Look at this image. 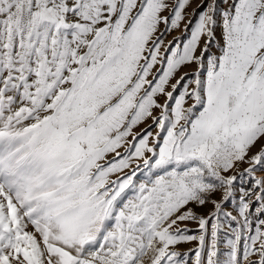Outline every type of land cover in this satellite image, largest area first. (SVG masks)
<instances>
[{"label": "snow or ice", "instance_id": "snow-or-ice-1", "mask_svg": "<svg viewBox=\"0 0 264 264\" xmlns=\"http://www.w3.org/2000/svg\"><path fill=\"white\" fill-rule=\"evenodd\" d=\"M190 3L0 0V264H264V0Z\"/></svg>", "mask_w": 264, "mask_h": 264}, {"label": "rangeland", "instance_id": "rangeland-1", "mask_svg": "<svg viewBox=\"0 0 264 264\" xmlns=\"http://www.w3.org/2000/svg\"><path fill=\"white\" fill-rule=\"evenodd\" d=\"M200 1L201 0H191V3L189 4V6L185 9L183 22H185V21H186V23L188 22L189 18L187 19V17L190 16L189 14L192 11V9L194 7H196L198 4H200ZM165 14H167V13H165ZM168 37H169V35L166 36V40H167ZM166 40H165V43H166ZM155 113H157L156 110H154L153 115H155ZM151 123H152V121L149 119L148 121H146L145 123H143L139 127H137L135 129V131L139 132L141 130V128H145L148 124H151ZM139 128H140V130H138ZM153 132H155V128H153ZM129 139H131V137H129ZM120 151H123V149H121ZM252 156L253 155L246 156L244 162H237L236 165H235V168L233 170H230L227 173V175H229V176L237 175L238 176L240 173H244L245 169H247L249 167H252V165H250L247 162ZM108 159H111V156H109ZM136 163H140L141 166H142V161H136V162L133 163L132 167H135ZM259 166L260 165H258L257 168ZM262 167H264V165H262ZM131 170H132L131 168L130 169H126L125 172L126 173H130ZM258 172L259 171L257 170L256 173H255V178L256 179L264 178V176H261ZM115 178H116L115 176L112 177V179H115ZM134 179H135L136 182H140V181L144 180L145 179L144 172L143 171H138L137 176ZM241 184H243V186L246 187V188H251L252 187L251 183L247 179H245L244 181H241V180L238 179L236 181V188L239 189L241 187ZM129 195H130V193H129ZM220 197H221V194L219 192H217V193H215L213 195L212 198L217 200V201H219ZM188 207L193 209L198 216H208V215L211 214V211L213 210V207H212L211 203H209V204H207V205H205L203 207H200L198 205H189ZM231 207H232V205H229L230 209H231ZM254 207H255V205H253V210H254ZM235 214L236 213L233 212V215H235ZM179 226L182 227V228L183 227H187L188 229H190L191 230L190 234H198V232H197L198 225L196 223L192 222V221L179 222ZM208 228H209V231H210V224H209ZM220 236H221V240L223 241L225 239L224 231H221ZM197 246H198V242L197 241H192V242L182 243L180 245H177L174 250H176L178 252H181V253L187 252L194 259V256H193L192 252H190V250L191 249H195ZM221 248L223 250V244H221Z\"/></svg>", "mask_w": 264, "mask_h": 264}, {"label": "crops", "instance_id": "crops-1", "mask_svg": "<svg viewBox=\"0 0 264 264\" xmlns=\"http://www.w3.org/2000/svg\"><path fill=\"white\" fill-rule=\"evenodd\" d=\"M201 2V1H200ZM197 7V6H196ZM195 8V7H194ZM193 8V9H194ZM193 9H192V11H193ZM192 11L190 12V16L189 17H187V19L189 18L190 19V17H191V13H192ZM186 19V20H187ZM194 22V21H193ZM188 23V22H187ZM186 23V21L185 22H182L181 23V25H180V28L179 29H177V30H173L170 34H168L169 35V37L167 38V40H166V43L168 42V41H171V40H173L175 37H183V35H184V27H185V24H187ZM191 27V25L189 26V28ZM194 67V66H193ZM185 71H187V72H190V71H192V68H182L181 69V72H185ZM178 75H179V73H178ZM174 82V81H173ZM168 90H171L170 88L168 89ZM158 100H159V102L160 103H163L164 102V97H158ZM154 110H156L157 111V113H155V115H159V109H154ZM154 110H153V112H154ZM138 130H140V128L138 129ZM262 144H264V138H262L261 140H259L257 143H256V145H255V147H253V148H251V150L248 152V154H247V156H249V155H254V154H256L257 153V151L261 148V145ZM258 166V165H257ZM257 166H255V167H257ZM234 168H235V166H234ZM233 168V169H234ZM232 169V170H233ZM258 173L260 174V175H262V176H264V167H262V165H260L258 168Z\"/></svg>", "mask_w": 264, "mask_h": 264}, {"label": "trees", "instance_id": "trees-1", "mask_svg": "<svg viewBox=\"0 0 264 264\" xmlns=\"http://www.w3.org/2000/svg\"><path fill=\"white\" fill-rule=\"evenodd\" d=\"M194 9H197V7H195ZM191 18H192V19H193V21H194V19H195V18H194V17H191ZM189 26H190V25H189Z\"/></svg>", "mask_w": 264, "mask_h": 264}, {"label": "bare ground", "instance_id": "bare-ground-1", "mask_svg": "<svg viewBox=\"0 0 264 264\" xmlns=\"http://www.w3.org/2000/svg\"><path fill=\"white\" fill-rule=\"evenodd\" d=\"M260 176V175H259ZM262 176V175H261Z\"/></svg>", "mask_w": 264, "mask_h": 264}]
</instances>
